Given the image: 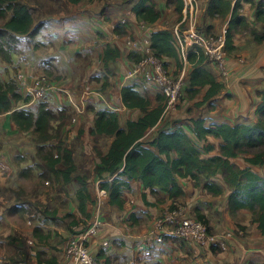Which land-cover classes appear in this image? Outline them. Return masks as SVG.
<instances>
[{
    "label": "crops",
    "instance_id": "obj_1",
    "mask_svg": "<svg viewBox=\"0 0 264 264\" xmlns=\"http://www.w3.org/2000/svg\"><path fill=\"white\" fill-rule=\"evenodd\" d=\"M84 2L87 4L83 5ZM154 2L161 14L155 22L149 24V33L161 29L169 30L178 22L180 14L173 7H167L165 0H154ZM183 2L188 8L187 15L193 19L196 27L218 26L217 21L221 18H210L205 14L207 0H183ZM120 3L121 0H80L75 4L64 5V8L51 10L42 30L54 38L58 47L56 46L54 53L51 52L48 56L39 53L38 48H32L40 60L41 68L36 69L32 66L26 69L27 67L24 66L23 71L18 70L17 74L22 71L26 79L18 80L17 74L14 79L20 94L24 93L33 78L40 76L47 78L48 83L54 86L47 100L55 108L62 106L70 108V121L65 132L68 131L69 139L76 137L83 139V152L88 157L94 155V161L88 164V167L91 169L95 188L98 178L94 176L92 169L98 164V159L95 151L91 150L96 144L89 133V129L93 127L94 112L88 107H105L116 111L120 124L123 125L125 119H137L140 116L138 109H126L123 105L120 93L123 85L136 84V90L147 93L151 100L157 93L137 79L127 77L132 60L128 58L124 35L130 33L139 37L143 31L136 26L138 19L131 11V5H117ZM239 3L240 13L249 24V20H253L255 10L245 0H239ZM242 8L248 11L243 13ZM229 16L228 14L225 19H222L223 27L227 25ZM120 17H126L127 23L119 24ZM116 27L122 32L121 34L116 33ZM183 27L186 28L187 25L184 24ZM252 41L253 44L256 43V46L253 45L249 49L233 36L235 49L229 53L227 59L230 77L226 82L217 76L211 64L208 65L216 80L223 84L221 92L202 104L201 100L207 86L193 96L186 95L177 109L167 111L158 124L147 131L146 138H151L157 128L162 125L168 127H174L178 123L184 125L191 117H202L206 124L215 122L232 125L256 122L255 109L260 102L257 91L264 89V46H261L264 41L261 43ZM34 42L33 47L36 46V41ZM106 44L115 47L119 54L115 59L108 61L107 68L111 71L109 75L102 66ZM240 56L246 59L245 63L236 62V58ZM164 61L170 71L181 70L173 59L164 58ZM49 63L52 64L53 69L63 68L69 71L70 75L65 72V78H52ZM190 71L191 65L184 70L186 80ZM29 105L35 109L37 103L32 102ZM75 105L78 106L75 107ZM4 128L18 132L10 120L9 113L0 114V135L6 132ZM208 141L214 144L215 149L206 155L217 154L220 140L208 137ZM199 144L202 145L203 141ZM3 150L2 147L0 149L2 156L0 157V186H5L9 175L13 177L19 173L22 176L23 170L19 172L20 165L6 161L3 157L6 153ZM6 156L11 159L9 155ZM30 166L27 168L31 169H25L32 173L34 165ZM239 166H249L264 177V164L250 165L243 161ZM209 181L222 187V193L210 194L202 187L194 186L192 180L185 177L178 180L183 195L174 200L169 198L165 191L159 190V201H156V197L138 180H131L130 187L123 191L122 209L110 206L106 193L99 195L104 225L88 240L89 247L95 253L99 264H264V237L256 223L251 221L250 212L241 209L236 216L230 215L227 205L229 189L221 173L209 178ZM90 193L96 199L95 193L91 191ZM143 193L147 201L155 204L146 205L142 197ZM172 203L186 215H194V210L197 208L206 217L211 231L224 240L226 248L219 249L204 245L193 249L178 239L167 237L163 242H157L154 239L156 219L160 212ZM94 205H87V210L92 216ZM60 210L61 208H57L55 214H59ZM132 213L135 215L130 218L129 215ZM74 214L76 215L75 212ZM44 222L47 224L39 223L37 219H34V215L23 207L9 211L3 210V212L0 210V264H37L35 252L38 250L44 251L46 257L54 256L60 264H72L64 252L66 228L59 226L54 229L50 226V218ZM35 227L39 228L41 239L34 235ZM55 235L58 240L51 243ZM9 236L24 239L29 253L27 261L20 259V251L15 246L18 241L10 243Z\"/></svg>",
    "mask_w": 264,
    "mask_h": 264
},
{
    "label": "trees",
    "instance_id": "obj_2",
    "mask_svg": "<svg viewBox=\"0 0 264 264\" xmlns=\"http://www.w3.org/2000/svg\"><path fill=\"white\" fill-rule=\"evenodd\" d=\"M67 1L75 4L80 0ZM245 1L254 8L253 22L260 26L259 31L255 29L251 31L252 38L255 42L261 43L264 41V0ZM122 2L130 4L131 11L137 19L148 24L160 17L161 12L157 9L154 0H122ZM165 4L167 7H173L181 17L183 0H165ZM240 8L239 0H207L206 3L205 14L208 17L225 19L228 14L230 15L225 28V50L228 55L235 49L233 45L235 29L248 27L244 15L240 13ZM34 11L35 9L23 0H0V18L5 19L0 28V40L13 38L16 35L36 37L43 23L34 17ZM115 31L118 34L122 33L118 27ZM150 42L155 57L163 61L164 58L173 59L177 66L181 67L170 29L152 31ZM2 50L0 48V54ZM2 55L4 60L11 59L9 53L3 52ZM118 55L115 47L110 44L105 45L102 66L108 75L111 74L107 68L108 61ZM128 58L137 61L139 56L128 53ZM188 62L191 64V71L184 86L188 96H193L207 86L201 100L202 104L222 91L223 84L216 80L214 73L208 68L210 63L201 51L189 52ZM164 65H166L165 61ZM136 87V84L131 83L123 85L120 90L121 101L126 109L136 108L140 111L137 119L127 118L123 125L120 124L116 111L105 107H88L94 112L93 127L89 129L90 135L93 136L94 141L98 137L108 139L104 151L97 145L94 146L98 164L92 169L94 176L98 178L99 189L104 190L108 197V204L118 209L123 208V191L130 187L131 180L140 181L144 188H148L156 197V201H159V190L165 191L173 200L182 196L183 191L178 180L185 177L190 178L194 186L218 195L222 193V187L210 182L209 178L220 172L229 189L227 205L230 215L236 216L241 209L248 210L251 221L256 223L264 237V177L249 166H239L233 161L242 157V160L250 165L264 164V89L257 91L260 102L255 109L257 120L254 123L206 124L202 117H191L184 125L182 123L174 127L162 125L151 138H146L147 131L158 124L163 117L165 97L156 91L154 99L151 100L147 93L138 92ZM31 103L30 96L18 92L14 80H3L0 77V114L9 113L10 120L17 130L30 131L36 136L38 143L59 136L65 120L70 117V108L67 106L55 108L47 99L38 100L35 109L30 107ZM208 137L220 140L217 154L206 155L215 149L214 144L208 141ZM201 141H203L202 145L199 144ZM56 149L55 155L50 153L48 156L46 166L48 171L59 177L63 183L73 180L77 183L76 208L80 217L68 216L73 217L70 222L71 233H80L92 217L87 205H94L96 199L88 190V177L75 173L73 148L60 142L56 145ZM58 163L63 167H56ZM142 197L146 205L155 204L145 199V193ZM168 208L175 206L172 203ZM53 212L55 214V211ZM43 214L48 218L54 216L53 213L48 214L46 210H43ZM134 215L132 213L129 217ZM194 216L208 225L206 217L197 208L194 210ZM34 235L41 239L38 227H35ZM15 240L18 241L15 246L20 251V259L27 261L29 253L26 242L24 239H16L15 236L8 237L10 243ZM35 258L37 264H60L54 256L46 257L41 250L35 252Z\"/></svg>",
    "mask_w": 264,
    "mask_h": 264
},
{
    "label": "rangeland",
    "instance_id": "obj_3",
    "mask_svg": "<svg viewBox=\"0 0 264 264\" xmlns=\"http://www.w3.org/2000/svg\"><path fill=\"white\" fill-rule=\"evenodd\" d=\"M23 1L35 9L34 17L36 19H40L43 25L48 20L47 18L49 17L48 15L51 14V10L64 8V5H71V3H69L67 0ZM85 4L87 3L84 2L83 5ZM117 5L129 4H123L121 0V3ZM246 11H248L246 8H242L243 13ZM4 20L5 19L0 18V28L2 27ZM217 24V27L209 26L207 28L205 25H199L197 28L209 35H218L223 29L226 28V26L223 27L224 21H222V19H219ZM43 27L40 28L39 34L34 38L28 37L26 35H16L13 38L9 37L0 40V48L3 49L2 53H9L11 57V59L7 61L4 60L2 53L0 54V77L3 80L13 81L18 70L22 69L23 71L24 66L27 67L26 69H30L32 66H35L36 69L41 68L40 60L37 58L36 52L34 53V51H32V48H38V52L43 56H48L51 52L54 53V50L56 46L58 47V45H56L57 43L54 41V38L51 35H48L47 33L45 34L43 32ZM254 29L259 31L258 25L255 24L253 20H249L248 27L236 28L233 36L235 39L242 41L244 43V47L246 46V48L251 49L253 45L256 46L255 42V44H253V38L251 34V31ZM34 41H36L35 47H33L35 44ZM261 46H264V42L261 44ZM49 67V72H52L50 73L52 78H65V72L70 75V72L64 70L63 68H58L57 70L53 69L51 63H49ZM173 73L178 74L179 72L173 71ZM23 95L26 94L23 93ZM186 95H188V93L184 90L180 98V102L176 105L175 109H177V107L182 103L183 98H185ZM47 97L48 96H46L44 99H47ZM34 102L37 103V101ZM69 121L70 117L65 120L63 126L61 127L59 136H55L52 139L41 143L37 142L36 136L30 131L15 132L6 130L4 128V131L6 132L3 134L1 133L0 135V149L3 147V151H5L6 155H9V157L12 159H9L4 154L3 157L6 159V161L14 163L15 165L16 163L20 165L18 167L19 172L21 169L24 170L27 167H31V164L34 165V168H32L34 171L32 173H30V170L25 169V171L22 170V176L19 173H16L17 175L15 174L13 177L9 175L6 179L5 186H0V210L3 212V210L9 211L17 207H23L28 209L34 215V219H37L41 224H47L44 221L48 218L43 214V210H46L48 214L53 213V218H50V226L54 227V229L58 228L59 226L61 228L65 227L66 240L72 235L70 222L73 217L68 215H75V212V216L80 217V214L76 208L77 200L75 191L78 187L77 183L74 180L68 183H63L59 177L57 178L53 173L48 171L46 166L48 162V156L50 153L52 155L56 154V145L60 144V142L63 143V145L65 144L73 148L75 153H73V158L76 165L75 173L79 175H86L88 177V190L92 193H95V197H97V190L94 185V180L91 177V169L88 167V164H92L94 161V155H92V157L89 155L88 157L83 152L82 143L84 141L80 137L69 139L67 135L68 131L65 132ZM10 135L13 137H9ZM93 142L98 145L101 150H103L106 148L108 139L104 137H98L95 141L93 139ZM93 149L94 148L92 146L91 150L94 151ZM0 157L2 156L0 155ZM242 159V157H238L237 159H234V162L237 165H241L243 162ZM56 167L63 166L58 163L56 164ZM57 208H61V210L59 211V214L56 215L53 211L56 213ZM57 240L58 237L55 235V237L51 239V243H55ZM62 240L63 239L61 237V242ZM97 263L99 264L98 260Z\"/></svg>",
    "mask_w": 264,
    "mask_h": 264
},
{
    "label": "built area",
    "instance_id": "obj_4",
    "mask_svg": "<svg viewBox=\"0 0 264 264\" xmlns=\"http://www.w3.org/2000/svg\"><path fill=\"white\" fill-rule=\"evenodd\" d=\"M187 11L188 8L184 6L180 19L170 28L172 42L181 65L178 74L170 71L162 59L153 55L147 22L143 20L136 22V26L143 31L141 36L135 37L130 33L124 35L128 53L139 56L137 61H132L127 77L139 80L165 97L163 115L169 110H174L180 102L185 86L184 70L191 65L188 62L189 52L198 53L201 51L223 82L229 80L230 77V67L227 62L229 55L225 50L226 29H223L218 35H206L196 28L193 19L187 15ZM127 21L126 17H121L118 20L119 24H126ZM184 24L187 25L186 28L183 27ZM245 61L242 56L236 58V62L239 64H243ZM17 79H26V75L20 72ZM52 88L54 86L49 84L44 76H40L30 81L24 93L30 96V102H34L48 96ZM77 106L75 105V107ZM97 183L93 216L82 232L72 234L65 242L64 252L72 264H98L96 256L88 244L89 238L97 234L104 225L101 218L99 195L105 194V191L99 189ZM165 237L178 239L193 249L204 245L219 249L226 248L224 240L211 231L207 224L198 220L194 215H186L178 207L163 209L156 219L154 239L157 242H163Z\"/></svg>",
    "mask_w": 264,
    "mask_h": 264
}]
</instances>
